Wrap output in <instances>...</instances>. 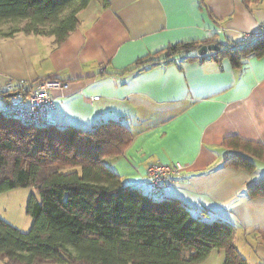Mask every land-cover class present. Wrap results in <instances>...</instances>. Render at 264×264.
<instances>
[{"label":"crops","instance_id":"obj_1","mask_svg":"<svg viewBox=\"0 0 264 264\" xmlns=\"http://www.w3.org/2000/svg\"><path fill=\"white\" fill-rule=\"evenodd\" d=\"M79 19L60 45L41 36L1 40L0 92L8 82L67 83L54 93L51 127L89 131L121 122L134 139L104 163L125 186L152 196L151 165H184L183 178H173L164 198L202 220L232 224L237 250L247 244L255 264H264V197L247 194L264 179V170L257 172L264 162L228 143L240 138L264 145V55H243L235 67L229 56L196 61L183 58L198 53L180 54L175 63L136 69L150 58L164 60L182 43L243 45L264 22V0H93ZM237 155L256 168L233 166ZM224 262L225 252L215 250L200 264Z\"/></svg>","mask_w":264,"mask_h":264},{"label":"trees","instance_id":"obj_2","mask_svg":"<svg viewBox=\"0 0 264 264\" xmlns=\"http://www.w3.org/2000/svg\"><path fill=\"white\" fill-rule=\"evenodd\" d=\"M92 1L0 0V41L41 36L60 45L79 28V15ZM205 45L212 44L171 46L164 60L150 58L136 69L175 63L176 55L198 53ZM247 54L263 56L264 41L246 40L243 45L220 48L213 56L194 54L183 59L229 56L238 67ZM35 84L28 83L30 88ZM20 90L4 89L0 99L9 103L14 99L11 93L22 97ZM133 139L132 131L118 121L89 131L40 129L0 112V194L30 187L40 194V200L32 197L28 204L33 221L29 232L0 218V260L5 264H200L213 251L222 250L224 264H248L235 246L237 229L232 224L202 220L177 200L125 186L105 165V158L122 155ZM228 143L264 162V145L240 138ZM230 160L239 169L256 168L244 156ZM247 194L252 199L264 197V179L249 187ZM260 237L264 244V232Z\"/></svg>","mask_w":264,"mask_h":264},{"label":"built area","instance_id":"obj_3","mask_svg":"<svg viewBox=\"0 0 264 264\" xmlns=\"http://www.w3.org/2000/svg\"><path fill=\"white\" fill-rule=\"evenodd\" d=\"M246 40L264 41V22L260 24L257 33L246 35L244 41ZM66 87L67 83L57 79L38 82L31 88L27 82H8L5 89L21 88L22 97L3 104L0 112L15 116L20 122L36 128H49L51 126L50 114L58 103V97L54 93ZM24 95H27L26 98H23ZM184 171L185 166L180 163L151 165L148 169L151 194L155 197H165L166 190L174 183L173 178H183Z\"/></svg>","mask_w":264,"mask_h":264},{"label":"rangeland","instance_id":"obj_4","mask_svg":"<svg viewBox=\"0 0 264 264\" xmlns=\"http://www.w3.org/2000/svg\"><path fill=\"white\" fill-rule=\"evenodd\" d=\"M19 96L14 97L18 99ZM4 103L0 102V109ZM264 170V164H258L257 172ZM32 197L40 200L39 191L35 188H19L10 190L0 194V218L5 220L13 227L19 229L23 233L30 231L32 227V218L28 215V204ZM242 257L248 261L249 264H255L258 257L255 250L245 244V249H239ZM218 251V250H216Z\"/></svg>","mask_w":264,"mask_h":264},{"label":"water","instance_id":"obj_5","mask_svg":"<svg viewBox=\"0 0 264 264\" xmlns=\"http://www.w3.org/2000/svg\"><path fill=\"white\" fill-rule=\"evenodd\" d=\"M220 51V47L218 45H205L203 47H201L199 50H198V56L200 57H203V56H206L208 53H216ZM19 95V92H16V93H11L9 95L10 98H14L16 96Z\"/></svg>","mask_w":264,"mask_h":264}]
</instances>
